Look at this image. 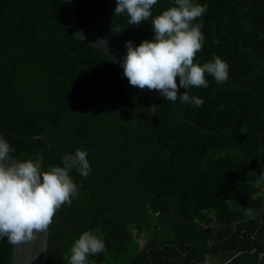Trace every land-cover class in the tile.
<instances>
[{
    "label": "trees",
    "instance_id": "obj_1",
    "mask_svg": "<svg viewBox=\"0 0 264 264\" xmlns=\"http://www.w3.org/2000/svg\"><path fill=\"white\" fill-rule=\"evenodd\" d=\"M207 10L202 49L194 63L219 57L229 79L190 87L188 124L179 102L156 100L154 122L168 153L149 129L148 98L100 51L72 36L61 0H0V132L23 162L43 156L42 170L63 167V156L87 151L91 172L73 169L78 187L48 228L46 264H70L71 247L89 231L105 250L86 264H264V0H193ZM116 0H79L77 19L87 29L114 14ZM158 0L152 17L121 28L100 22L98 32L125 55L126 43L152 41L151 20L174 7ZM217 28V32L216 29ZM212 39V40H210ZM178 83V80H177ZM184 91L183 89H181ZM144 241L142 244L141 242ZM12 243L0 238V264H10Z\"/></svg>",
    "mask_w": 264,
    "mask_h": 264
},
{
    "label": "clouds",
    "instance_id": "obj_2",
    "mask_svg": "<svg viewBox=\"0 0 264 264\" xmlns=\"http://www.w3.org/2000/svg\"><path fill=\"white\" fill-rule=\"evenodd\" d=\"M158 0H116L114 14H127L128 24L139 25L152 17L151 8ZM174 7L151 20L155 36L138 47L126 43V58L121 64L123 75L133 87L159 92L163 99L201 107L203 99L190 97V87L207 88L205 73L217 84L229 79V65L219 57L203 66L194 63L202 49V23H193L206 12L207 6L193 0H175ZM106 43V41H105ZM178 80V83H177ZM183 89V92H180ZM15 149L0 139V238L7 237L18 245L30 242L45 232L62 205L71 204L78 187L69 173L75 169L87 177L91 172L87 151L63 156V167L42 170L43 156L6 165ZM105 250L104 242L85 231L72 245L70 264H86L87 257Z\"/></svg>",
    "mask_w": 264,
    "mask_h": 264
},
{
    "label": "water",
    "instance_id": "obj_3",
    "mask_svg": "<svg viewBox=\"0 0 264 264\" xmlns=\"http://www.w3.org/2000/svg\"><path fill=\"white\" fill-rule=\"evenodd\" d=\"M78 3H79V0H61L62 13H63L64 20H65V23L67 25V28L70 34L74 36L75 38L79 39L81 42L103 53L107 57V62L109 64L115 65L117 69L123 74V68L121 64L125 60L126 55L121 50H119L114 44H112L110 41L101 37L98 32V27H99L100 22L104 19L112 21L115 25L121 28H129L132 24L121 25L118 22H116L114 19H112L111 17L103 16L98 19L93 29L87 30L83 28L78 22V19H77ZM215 29L217 32V28ZM134 88H136L139 92H141L148 98V102H149L148 120H149L150 132L153 134L154 139L158 143V145L161 148H163L164 151L168 153L166 160L164 161L163 165L160 168V171H162L163 167L166 164H169L172 158V151L167 146V144L163 143L160 140L157 134V131L155 128V122H154L155 103L157 99L162 97V95L157 91H150L147 88H144V89H140L137 87H134ZM180 92H183V91L180 89ZM229 106L235 107L237 109H241V107L235 103L226 104V105L221 106L215 113L213 125L208 128L198 122L193 121L188 116L186 104L180 103L181 113H182L184 120L188 124H191L194 127L202 129L204 131L214 130L218 124L219 115H220L221 110ZM0 132L17 137V138L25 139V140L41 139L43 143L45 144V146L47 147V149L49 150L50 148V137L49 136L29 137V136L16 133L7 128H4L1 125H0ZM18 161H19L18 159L11 156L5 161V164L11 165L12 163L18 162ZM47 256H48V229L45 232L37 233L36 238L30 242H24L18 245L12 244L11 252H10V264H46Z\"/></svg>",
    "mask_w": 264,
    "mask_h": 264
},
{
    "label": "rangeland",
    "instance_id": "obj_4",
    "mask_svg": "<svg viewBox=\"0 0 264 264\" xmlns=\"http://www.w3.org/2000/svg\"><path fill=\"white\" fill-rule=\"evenodd\" d=\"M144 241L141 242V244L143 243Z\"/></svg>",
    "mask_w": 264,
    "mask_h": 264
}]
</instances>
